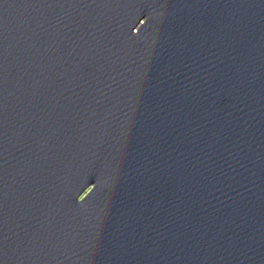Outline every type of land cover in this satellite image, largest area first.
I'll list each match as a JSON object with an SVG mask.
<instances>
[{"label":"water","instance_id":"1","mask_svg":"<svg viewBox=\"0 0 264 264\" xmlns=\"http://www.w3.org/2000/svg\"><path fill=\"white\" fill-rule=\"evenodd\" d=\"M0 264H264V0H0Z\"/></svg>","mask_w":264,"mask_h":264}]
</instances>
